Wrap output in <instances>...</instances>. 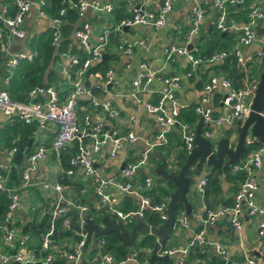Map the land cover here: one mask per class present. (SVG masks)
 Returning <instances> with one entry per match:
<instances>
[{"label": "built area", "instance_id": "2783aa9c", "mask_svg": "<svg viewBox=\"0 0 264 264\" xmlns=\"http://www.w3.org/2000/svg\"><path fill=\"white\" fill-rule=\"evenodd\" d=\"M175 0H161L157 10L148 11L139 7L130 8L129 15L114 22L109 27L104 28L96 37V43H89L90 25L87 21H80L72 32V38L77 42L78 48L84 53V58L79 61V57L71 52L67 46L59 53V72L63 76L66 86L59 90L55 85L34 86L27 92L26 102L13 101L4 89H0V113L10 120H18L23 123H36V130L43 128L47 123L55 126V134L50 144V150L59 159V153L75 142V151L68 158L67 168H61L60 177H74L79 173L83 178L94 185V194L100 206L106 212L118 219L122 224H128L133 217L141 218L145 211L158 214L161 222L166 219V203L151 202L147 195V190L152 186V180L146 173L148 166V152L156 147L163 146L167 142V134L177 128L182 146L188 153L193 147L194 132L191 127L178 120V112L184 106L175 97V90L178 88V78L171 77L163 80V86L156 92L154 101L142 98V92L146 86L154 79L155 71L151 70L145 63L138 66L134 76L130 78V88L128 91H120L123 80L116 78L113 67L109 66L100 78L96 74L94 78H85L86 70L100 60L103 49L109 42L111 36L117 40L116 49L124 54H130L131 48L136 42H130L123 38L124 28L134 26H144L153 29L161 28L165 25L166 17L171 10ZM205 0H191L190 28L186 34L185 43H189L197 34L206 14L202 6ZM216 10V17L213 21L214 27L220 32L228 30L234 32L233 45L228 51L213 52L207 57L196 54V50H187L185 45L170 46L163 49L164 58L171 59L173 56H182L186 59L190 67L213 63L223 60L232 55L236 60L238 69L245 73V58L242 56L241 47H246L256 40L254 28L261 26L264 30V0L251 3L248 6L246 20L240 23L226 24L227 7L242 5L244 0H211ZM45 0H0V68L11 70L20 61H32L36 58L33 49H23L18 52H10V44L15 39H25L27 37L24 21L32 13L46 18L51 35L50 44L57 49L61 40L60 28L64 21L63 17L68 8H74L78 18L83 16L84 10L90 8L95 13H111L113 6L109 3L87 2L85 0H61L60 6L55 16H50L45 10ZM141 42V41H138ZM264 52L257 51L255 57L257 62H261ZM189 72H187V75ZM7 78H5L6 82ZM87 83L88 85H85ZM256 82L243 83L239 88L232 86L231 81L224 75H210L202 84V95L194 106V112L200 116L204 123L217 128L222 126H232L242 123L250 110V93L255 90ZM99 90L104 97L95 94ZM215 90L222 92L221 113L213 114L212 108L207 106V95ZM115 98L123 100L133 99L134 112H144L152 116L157 131L151 138H146L135 134L129 130L124 134H117L114 130L108 131L104 127L110 120L119 115V109L113 103ZM80 100L97 110L98 116L92 121L90 113L84 114L81 123L78 122L76 111L81 109ZM35 130V131H36ZM203 137L210 136L208 131H204ZM85 137L88 142H83ZM212 144L215 142L209 138ZM33 140V139H32ZM139 140L144 145L142 151L129 161L122 163L119 168L120 179L112 177H101L95 169V156L101 153L104 146L106 159L113 160L117 153L126 143ZM252 138L245 136L244 143L250 145ZM15 151L14 147L5 148V155L11 159ZM264 152V141L255 149H251L248 154L242 156L237 163L232 165L233 171H244L245 178L238 184L237 190L232 194V205L229 207L218 206L212 209L206 208L203 202V190L206 179L199 177L193 191L199 196L202 203V214L199 220L203 225L213 224L218 221H226L233 230H239L241 226V214L244 207L248 213L259 215L257 222V234L264 243V213L254 206V195L257 189V181L254 172L262 162L261 155ZM47 149L42 144H36L33 150L24 154L21 165V182L19 188L27 186L30 176L35 170L37 163L45 157ZM10 164V163H9ZM8 164V165H9ZM8 165L0 161V191L5 192L9 202L7 210L0 220V263L9 264L12 261L18 264H53L56 260H61L63 264H147L146 258L138 260L137 250L132 249L124 258L116 259L107 249L104 236H97L86 241V221H91L89 213L91 209L82 202L66 199L62 193V185L54 182V199L48 206L37 208L36 221L45 214L48 215V225L41 233L32 236L23 233L21 228L8 225L12 213L19 206V194L17 186L6 185ZM46 186V184H43ZM106 185H111L121 196H131L134 199V207L129 211H123L118 206L119 196L113 195L105 190ZM84 188L79 190L83 193ZM72 219V222H71ZM58 223L63 230L70 232L69 236L60 240V244H55L53 239L54 224ZM187 226L184 211H179L174 215L171 231ZM207 241L203 236V231L198 230L192 236L188 246L178 251L185 253L190 246H203ZM90 244L91 249L87 250V258L84 263L83 248ZM217 254L223 262L227 261L228 252L225 246L219 242H213ZM25 251L31 252L29 255ZM37 251V252H36ZM175 250L165 249L157 252L158 256L175 253ZM177 253V252H176ZM177 264H185L183 257L177 258ZM235 264V263H232ZM242 264H256L251 257H244ZM258 264H264V256Z\"/></svg>", "mask_w": 264, "mask_h": 264}, {"label": "crops", "instance_id": "0c3cea01", "mask_svg": "<svg viewBox=\"0 0 264 264\" xmlns=\"http://www.w3.org/2000/svg\"><path fill=\"white\" fill-rule=\"evenodd\" d=\"M87 2H98V3H109L113 6L111 13H95L92 9L86 8L84 10L83 16L78 18L77 25L80 21H87L90 25L89 30V43L94 45L96 43V37L100 32L109 27L115 21V10L124 2L125 14L129 15L130 8H141L148 11L157 10L161 0H85ZM192 6L191 0H175L172 4L171 10L167 14L165 25L161 28L153 29L144 26H134L131 28H126L123 30V38L130 42H136L132 46L130 54L121 53L116 49L117 40L114 36L110 37L108 44L103 49V53L108 57L109 66L113 67L115 77L121 78L123 84H121V92L128 91L130 88V78H132L138 69L139 64L145 63L151 70L155 71L154 79L146 86L142 92V98L154 101L156 98V92L162 88L163 80L166 78L177 77L178 78V88L175 90V97L179 103L184 107L188 105H195L197 100L202 95V84L203 81L210 75H224L221 70L217 68L220 61L213 63L200 64L195 67H190L188 62L182 56H173L171 59L166 60L164 58L163 49L170 46H181L190 45L187 50H196V54L199 55L200 48H204L203 43L206 44L207 39H211L208 35V29L213 26V21L216 17V10L213 6L211 0H205L202 4L205 10V18L201 23L197 34L189 42L186 41V34L190 28V9ZM229 14V11L228 13ZM108 15L111 16L109 19ZM121 19V18H120ZM231 21V17L229 19ZM233 22V21H231ZM236 23H240L236 22ZM235 23V24H236ZM24 27L26 30L27 37L25 39H15L10 44V52H18L23 49H32L30 45V39L34 35L45 31L48 27V21L46 18L37 16L32 13V15L25 19ZM263 28L261 26H256L254 28L256 40L246 47H241L242 56L245 58V73H242V85L246 83L256 82L259 80V74L262 70L264 64V54L261 62H257L255 53L257 51H262V46L264 42V34L261 32ZM231 33L234 35L233 31H226L225 33ZM234 37V36H233ZM141 41V42H138ZM71 42L74 46H77V42L72 38ZM203 57V56H202ZM54 71L57 73L56 79L52 80L53 85L57 88L62 89L66 86L63 80L62 74L59 72V60L53 65ZM187 72L189 74L187 75ZM62 81V82H61ZM5 78L0 76V89L5 87ZM253 90L250 94L249 99L254 95ZM95 94L102 96L99 90L95 91ZM222 92L220 90H215L207 95L206 105L212 108L213 114L221 113L223 106L221 104ZM85 104H81V109H77L76 113H81L77 116V120L81 123L82 116L84 114L90 113L92 121L95 120L97 110L92 108L87 101ZM115 106L119 109V115L113 120L107 121V125L104 127L106 130H114L117 134H124L129 130L135 132V134L151 138L157 131L156 125L153 121L152 116L145 114L144 112H134V102L133 99L123 100L122 98H115L113 100ZM261 116L264 117V107L260 112ZM11 123V120L6 118L0 113V161L6 166L10 163L11 159L5 155V148L3 142L1 141V132ZM237 124V123H236ZM234 124V125H236ZM241 124V123H239ZM232 126H222L218 130L214 126L204 123L203 120L196 114V120L193 125H191V130L195 134V130L198 128L199 134L203 137V132L208 131L210 136L205 138H211L216 143L220 138L230 139L229 146L233 147L236 139L237 133L233 131ZM230 129V135L225 134V130ZM55 134V126L51 123H47L43 128L34 131L29 144L30 151L34 149L36 144H42L46 147L47 153L38 163L30 176V180L27 186L17 189L19 194V206L12 213L9 225L22 228V226L27 222L36 218L37 208L48 206V204L54 199L55 191L53 189L54 182L60 183L62 187V193L66 199L71 201H79L88 206L91 209L89 213L91 218V223L99 228H104L102 219L108 216L111 222L114 220L115 223L119 222L121 227L126 231L130 229L131 226L137 224L140 221L143 224L149 225L145 221V213L143 217H133L128 224H122L118 219L114 218L112 215L106 212L103 206H100L97 197L94 194V185L83 178L79 173H76L74 177H61L59 176V171L61 169L60 160L57 159L55 154L50 150V144L52 138ZM251 137L253 141L258 142L256 136L251 135L249 132L246 134ZM204 138V137H203ZM33 139V140H32ZM89 138L85 137L83 142H88ZM264 141V140H263ZM259 143V142H258ZM263 143V142H262ZM260 144V143H259ZM167 145V142L165 146ZM170 146V145H169ZM163 146H156L148 152V166L146 167V173L152 176V186L147 190V194L151 191L150 195L159 196L161 200L168 201L170 193L173 191V185L171 183V189L165 186L167 181L163 175H174L177 170L172 171L176 163V154L179 148L175 146H170V150L167 153ZM108 147L104 146L101 150L100 156H95V169L101 177H112L115 180L120 179L118 166L122 163L129 162L133 160L137 154L142 151L144 145L141 141L136 140L132 143H126L123 148L117 153V156L113 160L106 159V150ZM250 152V150L248 151ZM248 152L246 154H248ZM244 154V155H246ZM261 165L255 170L254 177L257 181V189L254 195V206L264 213V152L261 155ZM205 164V163H204ZM209 165L204 166L202 172L203 174L209 170ZM179 168V167H178ZM190 177V182L187 191L184 194V202L182 203V208L179 211H184L187 226L185 228H178L175 231H170V234L163 241L162 244L166 246V249L175 250V253L165 255L167 259L165 261L168 264H177V258L183 257L185 264H213L214 259L220 260L221 257L217 254L213 242H219L225 246L228 252L227 261L224 263L229 264H242L244 257H251L254 259L255 263L258 264L259 261L264 256V243L261 237L257 234V222L259 220V215L248 213L247 207L243 208L241 214V226L239 230H233L228 222L218 221L213 224L203 225L198 215L202 214V203L199 196L193 191L196 181L199 179V175L193 173V167L190 169L188 174ZM43 184H46L44 186ZM84 188L83 193H79L81 188ZM157 187H162L164 192L161 194L156 189ZM221 192L217 197V200L224 199L229 195L228 188L229 184L221 179L220 181ZM105 190L113 195L118 194L117 191L111 186L106 185ZM155 190L157 192H155ZM119 201L118 206L123 211H129L134 207V199L131 196H121L118 194ZM220 206L219 203L215 207ZM214 207V208H215ZM178 211V212H179ZM98 213L100 216L98 217ZM154 213V212H153ZM157 218L158 214L154 213ZM100 218L99 220H97ZM137 218V219H136ZM159 224L161 221L159 219ZM158 224V225H159ZM156 225V227L158 226ZM152 226V225H149ZM155 227V226H154ZM198 230L203 231V236L207 241L206 244L200 246L199 252L202 254L201 258L195 257L186 259L188 250L179 254L178 251L184 249L190 243L192 236ZM107 234L95 235L91 233L88 240L90 241L97 236H105ZM147 234L137 233L133 240L131 246H125L130 250L134 249L135 245L139 240ZM34 236V235H32ZM154 237V242L158 239L159 235H152ZM115 237V236H114ZM87 240V241H88ZM88 241V242H89ZM120 242V241H119ZM153 242V243H154ZM121 243V242H120ZM161 247V246H160ZM91 249V245L88 244L83 248V258L81 262L84 263L87 258V250ZM151 250V249H150ZM150 250L147 259L150 256ZM31 252L25 251L26 255ZM90 254V251H89ZM222 260V259H221ZM148 261V260H147ZM148 262L147 264H151ZM2 264V263H0Z\"/></svg>", "mask_w": 264, "mask_h": 264}, {"label": "trees", "instance_id": "16d2710c", "mask_svg": "<svg viewBox=\"0 0 264 264\" xmlns=\"http://www.w3.org/2000/svg\"><path fill=\"white\" fill-rule=\"evenodd\" d=\"M263 0H244L242 5L239 6H228L227 11L229 14L226 16V24L236 22H243L246 20V14L248 11V6L251 3H256ZM46 4L44 10L50 15L55 16L56 12L60 6L61 0H45ZM124 2L115 10V21L117 22L120 18L128 16L125 14ZM231 17V21L229 20ZM64 21L61 25V40L57 49H54L50 44V31L46 29L45 31L38 33L31 37L30 45L31 48L36 52V58L32 61H20L10 73L4 68H0V76L2 78H7L4 90L8 96L17 102H26L28 100L27 92L34 86H45L52 83V80L56 79L57 73L54 71L53 65L59 60V53H61L67 46H70L71 52L76 54L79 57V61L82 60L85 56L84 53L74 46L71 42V34L76 28V23L78 20L77 12L74 8H68L63 17ZM208 35L212 37L207 39L206 44L203 43L204 48H200L199 56L207 57L213 52L218 51H228L233 45V36L230 32L224 33L218 31L214 25L208 29ZM112 38V36H111ZM198 55V54H197ZM264 59V57H263ZM109 67L108 57H104L98 62H94L85 72V78H94L93 75H97L100 78L103 77L104 71ZM219 70L222 71L225 77H227L233 87L239 88L242 86V73L239 72V69L236 65V60L232 55L225 57L221 60L217 66ZM80 105L85 104L84 100H80ZM195 105H188L183 107L178 112V120L184 122L189 126L193 125L196 120V113L194 112ZM77 116L81 113H76ZM36 130V123H23L18 120H11V123L1 132V141L3 146L6 149L14 147L15 151L11 157L10 164L8 165L7 171V181L6 185L9 187L18 186L21 182V165L23 163L24 154H28L30 151L28 141L32 137L34 131ZM230 129L225 130V134L230 135ZM175 146L179 148L178 153L176 154V163L172 171H176L178 167L184 162L187 152L182 146L181 139L176 127L173 128L171 132L167 134V145L162 147L168 153L170 146ZM245 146L246 154L249 150L255 149L260 144L256 141H253L250 145ZM75 142H72L69 147L65 148L59 153V160L61 168H67L68 158L74 153ZM244 156V155H243ZM204 159L199 160L193 166V173L199 175V177L204 176L206 179L204 190H203V202L206 208H214L217 203L220 206L229 207L232 205V194L237 190L238 184L244 180L245 172L233 171L232 165L216 167L210 166L209 170L203 174L202 170L205 166ZM61 178V177H60ZM221 179L225 180L229 184L228 192L229 195L224 199L217 200L218 195L221 192L220 181ZM165 186L171 189V182L167 180ZM159 193H163L164 189L162 187H157L156 189ZM155 190V192H157ZM147 193V192H146ZM148 194H152L151 191ZM147 194V195H148ZM151 202L161 201L159 196H151ZM8 198L5 192L0 191V220H3L5 212L7 210ZM182 203L177 202L173 208L174 215H177L178 211L181 210ZM145 221L152 226L159 224V219L157 216L151 212L147 211L145 213ZM9 225V224H8ZM48 225V215H44L40 220L36 221L33 218L30 221H27L21 228L23 233H29L31 235H37L46 229ZM53 239L55 244H60V240L64 237L69 236L70 232L63 230L58 223L54 224ZM106 240V249L116 258H124L131 250L123 246L112 234L104 236ZM154 242V237L150 234L144 235L139 242L133 247L137 250L138 260L148 257L149 250L152 248ZM166 246L161 245L159 251L165 250ZM200 246L192 245L189 247L186 259L190 258H201L202 254L199 252ZM37 252V251H36ZM156 252V253H157ZM148 260V259H147ZM186 261V260H185ZM184 261V262H185ZM213 264H224L223 260L214 259ZM37 264V263H31ZM53 264H63L62 261L56 260ZM151 264H168L167 261H155Z\"/></svg>", "mask_w": 264, "mask_h": 264}, {"label": "water", "instance_id": "95a60500", "mask_svg": "<svg viewBox=\"0 0 264 264\" xmlns=\"http://www.w3.org/2000/svg\"><path fill=\"white\" fill-rule=\"evenodd\" d=\"M126 28H124L125 30ZM264 34V30H261ZM186 48H190L187 45ZM264 51V42L262 46ZM106 56L105 53L100 55V59ZM85 85H88L85 83ZM264 107V64L262 70L259 74V80L256 85L252 102L250 104V110L241 124L237 123L233 127V131L237 133L235 143L233 147L229 146L230 139L225 137L220 138L214 145L210 139H205L200 136L198 128L195 130L193 147L187 153L184 162L179 166L176 174L174 175H163L164 178L169 180L173 185V191L169 195V199L166 203V219L161 222L157 227L149 226L137 221V224L130 227L128 231L121 227L120 223H115L114 220L111 222L108 216L102 219L104 228H99L91 223V221H86V241L88 240L91 233L95 235L113 233L115 238L121 242L123 246H131L133 240L137 233L140 234H150L159 235L158 239L153 243L150 250V256L148 262L151 261H165L167 256H158L156 252L159 250L163 241L166 240L171 231V225L174 219L173 208L177 202L184 200V194L188 189L190 177L188 174L190 169L201 159H204L206 165L222 167L225 165L231 166L237 163L239 159L244 155L245 146L244 139L249 132L251 135L258 138V142L262 143L264 140V117L261 116L260 112ZM31 139L28 141L29 145ZM23 162L25 160L23 158ZM122 167V164L119 168ZM184 202V201H183ZM137 219V218H136ZM72 222V219H71ZM9 264H18V262L12 261ZM226 264H229L227 262Z\"/></svg>", "mask_w": 264, "mask_h": 264}, {"label": "rangeland", "instance_id": "374dc122", "mask_svg": "<svg viewBox=\"0 0 264 264\" xmlns=\"http://www.w3.org/2000/svg\"><path fill=\"white\" fill-rule=\"evenodd\" d=\"M108 17H109V19H111V16L110 15H108ZM62 82V81H61ZM65 83V82H64ZM214 140L215 139H213L212 141L214 142ZM151 178H152V176H151ZM100 216V213H98V217ZM100 218H98L97 220H99Z\"/></svg>", "mask_w": 264, "mask_h": 264}]
</instances>
